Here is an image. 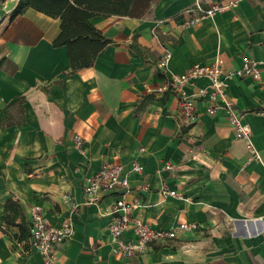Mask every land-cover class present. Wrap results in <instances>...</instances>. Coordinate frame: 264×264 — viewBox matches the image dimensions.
Listing matches in <instances>:
<instances>
[{
  "label": "crops",
  "instance_id": "0c3cea01",
  "mask_svg": "<svg viewBox=\"0 0 264 264\" xmlns=\"http://www.w3.org/2000/svg\"><path fill=\"white\" fill-rule=\"evenodd\" d=\"M195 1L225 7L182 25ZM17 2L0 0V264H43L29 235L18 239V226L3 220L9 197L28 227L35 204L52 224L72 222L57 264H264V0H151L139 16L93 15L113 42L75 71L66 46L53 43L59 17L28 7L10 19ZM167 48L168 71L158 63ZM246 58L257 61L260 77L233 75L226 89L260 159L235 136L225 109L208 113L197 100V119L185 123L172 91L150 92L195 63L220 60L235 71ZM206 83L197 78L184 89L194 93ZM107 162L121 165L128 186L85 203L83 177ZM122 195L139 201L132 217L176 236L142 254L115 253L108 225ZM180 222L198 227L184 231Z\"/></svg>",
  "mask_w": 264,
  "mask_h": 264
},
{
  "label": "built area",
  "instance_id": "2783aa9c",
  "mask_svg": "<svg viewBox=\"0 0 264 264\" xmlns=\"http://www.w3.org/2000/svg\"><path fill=\"white\" fill-rule=\"evenodd\" d=\"M222 4H214L210 7H204L199 1L186 8L183 12L188 15L182 25H193L202 18L213 15L216 11L223 9ZM171 57L170 49H165L158 61L159 66L167 70V65ZM233 75L248 76L252 78L260 77V70L257 61L254 59H244L243 65L235 71H228L217 60L212 64L195 63L186 68L181 73L169 74L167 79L155 88H150V92L164 93L172 91L178 98L179 116L185 123H192L197 119L196 101L203 100L206 103V111L215 113L219 108H223L229 115L235 128V136L245 140L246 146L250 149L252 156L260 159V155L252 142L251 129L242 122V114L236 109L232 99L227 93L228 81ZM197 78L207 79L204 86L197 87L196 92L187 93L185 85ZM76 145L81 144V138L78 135L74 137ZM164 167L171 168L170 163H165ZM142 165L134 161L132 170L140 171ZM119 186H128V177L121 173V165L113 162L104 163L100 169L90 175L83 177V192L85 203H96L99 201L100 192H112ZM162 194H175L174 190L161 189ZM65 202L69 197L65 196ZM128 203L122 195L118 198L111 209V221L108 225V234L113 242L112 249L115 253L123 257H130L144 253L151 243L166 238L176 236L175 229H160L149 226L139 217H132L130 209L138 205ZM77 204L73 203V207ZM29 239L31 245L38 249L43 257V264H57L55 251L57 247L71 235L73 224L69 220L62 221L59 225L48 222L43 215L40 205H32L29 208ZM198 225L195 222H180L177 228L184 231H193ZM131 232V237L126 238L124 233Z\"/></svg>",
  "mask_w": 264,
  "mask_h": 264
},
{
  "label": "trees",
  "instance_id": "16d2710c",
  "mask_svg": "<svg viewBox=\"0 0 264 264\" xmlns=\"http://www.w3.org/2000/svg\"><path fill=\"white\" fill-rule=\"evenodd\" d=\"M151 0H18L10 13V19L33 7L60 19V32L54 39V45H65L68 51L71 71L93 64L98 52L112 43L90 17L102 15L139 16L147 9ZM4 57H0V66ZM22 101L23 97H19ZM258 109H264L259 107ZM3 220L19 228L17 238L27 239L29 227L17 201L9 197L4 205Z\"/></svg>",
  "mask_w": 264,
  "mask_h": 264
}]
</instances>
